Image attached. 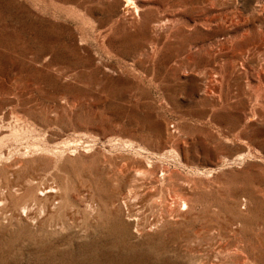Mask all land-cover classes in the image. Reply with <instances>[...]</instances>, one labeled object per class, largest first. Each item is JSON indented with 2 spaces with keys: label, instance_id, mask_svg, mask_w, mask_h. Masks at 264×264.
<instances>
[{
  "label": "rangeland",
  "instance_id": "1",
  "mask_svg": "<svg viewBox=\"0 0 264 264\" xmlns=\"http://www.w3.org/2000/svg\"><path fill=\"white\" fill-rule=\"evenodd\" d=\"M131 1L0 0V264H264V0Z\"/></svg>",
  "mask_w": 264,
  "mask_h": 264
},
{
  "label": "bare ground",
  "instance_id": "2",
  "mask_svg": "<svg viewBox=\"0 0 264 264\" xmlns=\"http://www.w3.org/2000/svg\"><path fill=\"white\" fill-rule=\"evenodd\" d=\"M216 1H217V0H216ZM210 2H212V0H211ZM214 3H215V1H214ZM217 3H219V0H218ZM131 4H132V1H131V0H126V5L123 7V10H124L123 13H125V12L128 10L129 7H133V6H131ZM263 4H264V3H263ZM208 5H209V4H208ZM211 5H213V4H211ZM209 6H210V5H209ZM213 6H214V5H213ZM220 6H221V5H220ZM260 6H261V5H260ZM134 8H135V7H134ZM210 8H213V7H210ZM260 8H261V7H260ZM263 8H264V6H263ZM263 8H262V10H263ZM129 13H130V12H129ZM126 14H127V13H126ZM225 15H226V14H225ZM226 16H227V15H226ZM260 33H262V32H260ZM263 34H264V33H263ZM263 34H261V35H263ZM261 35H260V36H261ZM244 37H245V36H244ZM246 37H248V36H246ZM249 38H250V36H249ZM249 38H247V39H249ZM251 38H252V37H251ZM251 38H250V39H251ZM263 38H264V37H263ZM258 40H259V39H258ZM262 41H263V39H262ZM244 43H246V42H244ZM247 43H248V41H247ZM255 44H256V43H255ZM256 46H257V45H256ZM257 47H258V46H257ZM260 54H261V53H260ZM263 56H264V54L261 56V59H262ZM263 59H264V58H263ZM262 62H264V61L262 60ZM119 168H120V167H119ZM121 168H122V167H121ZM140 168H141V167H140ZM149 170H150V169H149ZM147 171H148V170H147ZM161 175H162V174H161ZM127 176H128V175H127ZM124 178H125V177H124ZM146 185H147V184H146ZM158 185H159V184H158ZM148 188H149V187H148ZM51 189H52V187H51ZM146 189H147V188H146ZM45 190H46V189H45ZM53 190H54V189H53ZM144 191H145V190H144ZM149 191H151V190H149ZM138 192H139V191H138ZM146 192H147V191H146ZM146 192L143 193V194H146ZM136 193H137V191H136ZM136 193H135V194H136ZM147 193H148V192H147ZM137 194H138V193H137ZM148 194H149V193H148ZM152 194H153V191H152ZM138 195H140V192H139ZM141 195H142V193H141ZM150 195H151V194H150ZM154 195H155V194H154ZM154 195L151 196L152 199L154 198V197H153ZM50 196H52V195H50ZM142 196H143V195H142ZM146 196H147V195H146ZM45 197H46V196H45ZM47 197H48V196H47ZM129 197H130V196H129ZM131 197H132V196H131ZM140 197H141V196H139V198H140ZM147 197H148V196H147ZM49 198H50V197H49ZM126 198H127V197H126ZM135 198H136V197H135ZM142 198H143V197H141V199H142ZM148 198H149V197H148ZM151 198H150V199H151ZM44 199H45V198H44ZM160 199H161V197H160ZM39 200H40V199H39ZM148 200H149V199H148ZM125 201H126V200H125ZM128 201H129V200H128ZM128 201H126V202H128ZM139 201H140V200H139ZM159 201H160V200L158 199L157 202H159ZM182 201H183V200H182ZM185 201H186V200H185ZM36 202H37V201H36ZM113 202H114V201H113ZM142 202H143V201H142ZM142 202H141V203H142ZM131 203H132V202H131ZM112 204H113V203H112ZM112 204H111V205H112ZM155 204H156V203H155ZM158 204L160 205V203H158ZM161 204H162V203H161ZM163 204H164V203H163ZM163 204H162V205H163ZM114 205H115V204H114ZM182 205L184 206V208H186V204H185L184 201L182 202ZM163 206H164V205H163ZM163 206H162V207H163ZM183 206H182V207H183ZM111 207H112V206H111ZM129 207H130V206H129ZM129 207H128V209H129ZM162 207H161V208H162ZM163 208H164V207H163ZM186 209H187V208H186ZM178 211H179V210H178ZM178 211H177V212H178ZM181 211H182V208H181ZM181 211H179V212L182 213ZM183 211H184V210H183ZM177 212H176V213H177ZM131 213H132V212H131ZM133 213H134V212H133ZM140 213H142V212H140ZM128 214H129V213H128ZM134 214H135V213H134ZM137 214H138V213H137ZM129 215H130V214H129ZM129 215H127V216H129ZM132 215H133V214H132ZM140 215H141V214H140ZM140 215H139V216H140ZM135 216H136V214H135ZM137 216H138V215H137ZM137 216H136V217H137ZM141 216H142V215H141ZM131 218H132V217H131ZM141 218H143V217H141ZM129 219H130V218H129ZM134 219H135V218H134ZM139 219H140V218H139ZM139 219H138V220H139ZM140 220H141V219H140ZM139 226H140V225H139ZM140 232H141V231H140ZM106 252H107V251H106ZM126 260H128V259H126ZM134 260H135V259H134ZM107 261H108V260H107ZM114 261H115V260H114ZM98 263H99V262H98ZM116 263H117V262H116ZM130 263H131V262H130ZM130 263H129V264H130ZM153 263H154V262H153ZM95 264H96V263H95ZM107 264H108V263H107ZM120 264H121V263H120Z\"/></svg>",
  "mask_w": 264,
  "mask_h": 264
}]
</instances>
